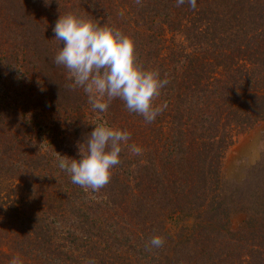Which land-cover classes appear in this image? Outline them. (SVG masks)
I'll use <instances>...</instances> for the list:
<instances>
[{"label": "trees", "instance_id": "obj_1", "mask_svg": "<svg viewBox=\"0 0 264 264\" xmlns=\"http://www.w3.org/2000/svg\"><path fill=\"white\" fill-rule=\"evenodd\" d=\"M68 12L130 35L138 63L167 78L153 122L119 98L94 111L67 87L53 28ZM262 121L264 0H0V264H264V153L241 182L222 175ZM104 122L131 135L93 192L57 153L79 159Z\"/></svg>", "mask_w": 264, "mask_h": 264}, {"label": "clouds", "instance_id": "obj_2", "mask_svg": "<svg viewBox=\"0 0 264 264\" xmlns=\"http://www.w3.org/2000/svg\"><path fill=\"white\" fill-rule=\"evenodd\" d=\"M135 2L140 4L141 0ZM186 2L196 8V0H177V6ZM53 32L54 39L63 41L54 62L67 70L72 81L67 87L82 88L94 111L106 112L110 102L119 98L130 112L151 123L167 107L166 103L155 105L154 101L169 81L161 79L158 70L146 69L138 63L135 42L130 35L74 12L59 15ZM130 135L127 130L108 126L107 122L94 125L86 142L78 146L79 159L56 152L58 167L70 174L72 183L97 192L109 183L112 169L120 163V153ZM130 151L141 155L143 150L131 145ZM149 243L160 248L164 239L154 235ZM9 264H23V260L16 255ZM88 264L95 261L90 260Z\"/></svg>", "mask_w": 264, "mask_h": 264}, {"label": "rangeland", "instance_id": "obj_3", "mask_svg": "<svg viewBox=\"0 0 264 264\" xmlns=\"http://www.w3.org/2000/svg\"><path fill=\"white\" fill-rule=\"evenodd\" d=\"M71 143L70 135L67 141ZM262 153H264V121L255 124L241 134L225 152L222 160L223 178L239 183L245 171ZM241 217L237 216V219Z\"/></svg>", "mask_w": 264, "mask_h": 264}]
</instances>
